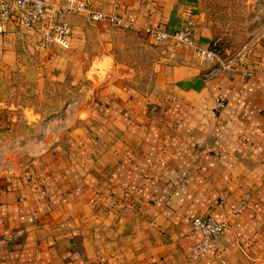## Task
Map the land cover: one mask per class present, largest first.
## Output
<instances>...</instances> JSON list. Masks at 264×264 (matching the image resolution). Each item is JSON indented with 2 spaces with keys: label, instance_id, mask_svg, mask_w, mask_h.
<instances>
[{
  "label": "crops",
  "instance_id": "0c3cea01",
  "mask_svg": "<svg viewBox=\"0 0 264 264\" xmlns=\"http://www.w3.org/2000/svg\"><path fill=\"white\" fill-rule=\"evenodd\" d=\"M78 1L133 26L64 13L66 48H41L37 31L0 25V158L62 85L78 89L94 63L111 76L45 117L75 113L65 141L21 167L0 162V264H264V42L202 65L141 30L186 27L209 48L201 0ZM205 216L228 228L216 256L191 260V220Z\"/></svg>",
  "mask_w": 264,
  "mask_h": 264
},
{
  "label": "rangeland",
  "instance_id": "374dc122",
  "mask_svg": "<svg viewBox=\"0 0 264 264\" xmlns=\"http://www.w3.org/2000/svg\"><path fill=\"white\" fill-rule=\"evenodd\" d=\"M200 7L202 8L204 24L209 27L211 33L209 46L213 45L215 47L221 59L239 58L255 45L264 42V0H201ZM196 60L202 64L197 58ZM110 77L103 66L94 63L86 78L81 79L74 86L75 88L78 86L79 90L75 89V91L70 92L66 84L62 85L61 89L55 92L54 97L47 100L40 109H35L40 116H43V119L35 127H30V133H27L22 123L15 128V142L9 144V146L16 153L12 158L7 156L0 158V162L5 160L6 167L11 165L21 167L28 161L29 156L27 154H32L38 149L54 148L55 144L65 141L66 137L64 135L71 128L66 121L71 120L75 113L68 111L60 116L58 122L52 121L48 122L49 124L45 117H49L50 113L56 110L55 105L58 107L60 103L67 104L78 98L81 102L90 100L110 80ZM18 97L17 100L22 101L23 95L18 94ZM38 97V94L25 96L33 105L39 106L37 101L42 100ZM18 112L21 118V111ZM27 117L28 121H31L30 115ZM26 135H29L30 138L23 141L22 139ZM3 144L4 147L1 148L7 151L6 142ZM6 151L1 153L5 155Z\"/></svg>",
  "mask_w": 264,
  "mask_h": 264
},
{
  "label": "built area",
  "instance_id": "2783aa9c",
  "mask_svg": "<svg viewBox=\"0 0 264 264\" xmlns=\"http://www.w3.org/2000/svg\"><path fill=\"white\" fill-rule=\"evenodd\" d=\"M64 13L71 15L85 13L90 22L107 21L109 24L117 26L124 22L128 29L133 26L130 21H123V17L107 16L97 11H91L78 0H65V4L62 6L46 3L43 0H0V25L9 22L18 29L37 31L38 45L41 48L48 45L66 48L65 39L70 31L66 24L57 20V16ZM141 30L154 43L172 42L174 45L190 50L202 64H215L220 67L223 64L218 53L209 48H201L192 41L189 28H177L171 33L156 27H145ZM217 105H220L218 101ZM227 228V221H215L208 216L194 217L191 220V230L200 235V240L189 248V258L196 260L208 250L213 251L216 256L215 240Z\"/></svg>",
  "mask_w": 264,
  "mask_h": 264
},
{
  "label": "trees",
  "instance_id": "16d2710c",
  "mask_svg": "<svg viewBox=\"0 0 264 264\" xmlns=\"http://www.w3.org/2000/svg\"><path fill=\"white\" fill-rule=\"evenodd\" d=\"M209 49H211L212 51L216 52V49H215V47H214L213 45H210V46H209ZM216 53H217V52H216Z\"/></svg>",
  "mask_w": 264,
  "mask_h": 264
}]
</instances>
